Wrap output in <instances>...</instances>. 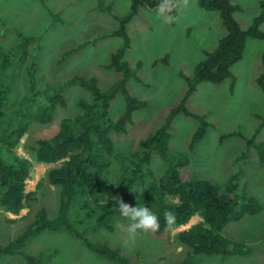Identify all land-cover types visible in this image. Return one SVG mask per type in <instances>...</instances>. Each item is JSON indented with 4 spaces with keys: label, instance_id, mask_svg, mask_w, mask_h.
Here are the masks:
<instances>
[{
    "label": "rangeland",
    "instance_id": "374dc122",
    "mask_svg": "<svg viewBox=\"0 0 264 264\" xmlns=\"http://www.w3.org/2000/svg\"><path fill=\"white\" fill-rule=\"evenodd\" d=\"M259 1L229 0L236 6L231 16L239 28H246L257 15ZM129 2L0 0V51L7 53L19 32L35 38L27 47L21 64L11 60L5 70L0 69L1 87L7 86L8 95L15 96L14 83L20 80L18 75L21 78V73L30 69L38 92L35 93L38 104L55 93L64 99L63 106L54 108L49 122L30 123L20 143L35 145L37 139L51 136L61 118L77 114V101L90 100V94L71 80L72 76H92L100 89L120 77L119 72L104 65L108 63L110 53L121 46L122 39L106 33L117 25L112 15L126 13ZM218 18L216 12L199 8L197 0H156L153 7L137 6L135 15L125 24L128 46L121 59L131 70L125 82L126 91L144 101L145 106L132 112L124 133L109 134L114 154H122L124 159L136 148L137 141L153 132L177 104L186 89L185 78L193 75L203 51H212L224 33ZM259 30L264 32V22L259 25ZM66 50L71 51L62 58ZM263 52L264 40L247 38L241 58L230 67L232 78L219 83L196 84L186 100V108L204 115L208 126L191 148L188 147L189 138L197 120L176 114L170 122L167 146L170 152L186 155L185 169L218 187L224 186L238 171L233 181L238 201L252 198L260 207L256 214L228 222L222 229V235L244 245L245 254H198L191 257V264H264V167L254 149L257 141L264 143V93L256 80L262 71ZM9 75L15 77L10 87L7 82L3 84ZM17 93L23 94L24 89L20 86ZM123 97L117 92L109 100L107 116L110 119L121 114ZM260 121L261 129L246 145L245 139H249ZM20 145L16 153L26 157ZM114 157H111V169L113 173H120L123 160L114 162ZM165 165L151 153L149 168L155 177L161 174ZM47 167V164L33 163L25 180V191L34 192L29 207L21 209L17 215L6 214L8 219L0 213V244L20 233L37 208H43L49 218L55 216L59 187L47 183ZM181 175L185 180V174ZM77 213L81 214V211L72 206L70 219L74 220ZM197 220V216H192L185 225L160 233L138 231L134 238H129L120 228L127 223L119 217L114 218L111 231L86 223L76 226L85 229L87 239L119 249L128 264H176L184 256L185 249L175 242L174 233ZM21 250L37 256L40 264H115L91 252L82 241L63 229L42 231L29 239ZM0 264L29 263L20 255L1 254Z\"/></svg>",
    "mask_w": 264,
    "mask_h": 264
},
{
    "label": "trees",
    "instance_id": "16d2710c",
    "mask_svg": "<svg viewBox=\"0 0 264 264\" xmlns=\"http://www.w3.org/2000/svg\"><path fill=\"white\" fill-rule=\"evenodd\" d=\"M155 2L130 0L126 13L112 15L117 25L106 35L120 37L122 44L110 53L104 67L119 72L120 77L108 87L100 89L92 76H72L70 79L90 94V100L77 101V114L61 118L55 132L47 138L37 139L35 145L20 143V139L30 123L49 122L54 108L64 105L63 97L55 93L38 104L35 97L38 92L30 69L21 73V78L18 75L20 80L15 83V77H5L3 84L7 82L10 87L14 83L15 96L8 95V87L4 89L0 85V213L5 217L6 214L17 215L21 209L29 207L34 192L25 191L24 186L33 163L47 164V183L59 187L55 216L49 218L43 208H37L31 221L20 233L0 244V255H20L29 264H40L37 256L23 253L21 248L42 231L63 229L82 241L94 254L115 264H128V259L119 249L87 239L84 237L85 229L80 230L76 226L86 223L111 231L115 217L128 224L129 221L115 207V198H122L132 206L149 207L160 219V229L155 233L167 228L176 229L185 225L192 216L198 217L196 222L174 233L175 242L185 249L184 256L176 264H191V257L198 254L226 256L246 253L242 243L222 235L226 223L256 214L260 209L255 199L238 201L233 184L238 171L229 177L224 186L218 187L185 169L186 155L178 151L170 152L167 142L170 122L176 114L197 120L198 124L189 138V148L204 135L208 122L204 115L190 112L186 108V100L199 82L219 83L225 78H232L230 67L241 58L247 38L264 40V32L259 30V25L264 22V0L259 1L257 15L244 29L239 28L232 19L231 13L236 6L229 0H197L199 8L217 13L224 33L217 39L212 51H203L193 75L185 78L186 89L177 104L153 132L137 141L136 148L124 156L128 160L126 162L122 154L113 153L109 134L124 133L132 112L145 106V102L132 97L125 88V82L131 74L130 67L121 59L128 46L125 24L135 15L138 5L153 7ZM34 39L17 33L14 46L7 53L0 51V69L5 70L11 60L21 64L27 47ZM70 51L63 52L62 58ZM261 63L262 71L256 80L264 93V52L261 54ZM15 68L11 69L12 72H15ZM20 86L24 89L21 95L17 93ZM117 92L124 95V107L113 120L107 116V109L109 100ZM262 125L260 121L255 126L249 139H245L246 145L255 139ZM19 145L26 157L16 153ZM254 147L257 159L264 167V143L257 141ZM151 153H155L166 164L157 177L149 168ZM112 156H115L114 162L123 160L120 173H113L111 169ZM181 174H185V180ZM72 206L81 211L74 220L69 216ZM166 211L176 215L175 223L170 227L165 223Z\"/></svg>",
    "mask_w": 264,
    "mask_h": 264
},
{
    "label": "clouds",
    "instance_id": "9594fccd",
    "mask_svg": "<svg viewBox=\"0 0 264 264\" xmlns=\"http://www.w3.org/2000/svg\"><path fill=\"white\" fill-rule=\"evenodd\" d=\"M116 199V208L122 217L129 223L120 225V228L127 233L129 238H134L138 231L144 233H155L160 229L159 217L149 208L144 206H132L123 201L122 198ZM165 223L170 227L175 223L176 215L172 211L164 213Z\"/></svg>",
    "mask_w": 264,
    "mask_h": 264
}]
</instances>
